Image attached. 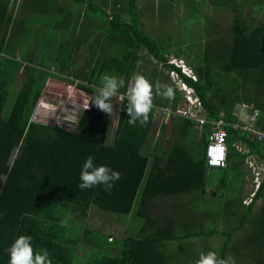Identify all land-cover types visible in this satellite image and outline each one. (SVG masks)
<instances>
[{"label":"trees","instance_id":"obj_1","mask_svg":"<svg viewBox=\"0 0 264 264\" xmlns=\"http://www.w3.org/2000/svg\"><path fill=\"white\" fill-rule=\"evenodd\" d=\"M211 1L232 10L230 34L198 50L202 34L193 40L188 29L182 41L173 42L171 31L150 36L138 0H22L20 8L18 0H0V264H9L7 249L20 235L30 236L35 250L46 249L52 264H73L81 253L89 254L84 264H195L201 252L214 250L193 241L214 237L219 258L264 264V141L233 128L243 109L248 118L257 112L255 126L264 130V0ZM147 6L153 5L147 0ZM169 57L183 60L196 79ZM171 70L194 90L208 120H224L225 168L207 165L208 126L198 130L185 118H170L163 149L147 148L155 119L158 130L167 127L156 108L175 110L184 102ZM137 73L174 90L170 100L154 90L146 126L130 124L126 111L127 86ZM63 75L88 96L89 108L79 109L71 129L33 121L48 81ZM105 75L124 81L111 100L118 107L111 140L109 114L91 103ZM89 155L120 172L110 191L78 187ZM249 155L263 166V177L244 205ZM208 187L213 194L204 192ZM189 198L191 209L207 208L202 219L185 217ZM157 200L173 201L179 217L154 212ZM134 205L141 227L127 237L115 241L87 226L92 207L122 215Z\"/></svg>","mask_w":264,"mask_h":264},{"label":"rangeland","instance_id":"obj_2","mask_svg":"<svg viewBox=\"0 0 264 264\" xmlns=\"http://www.w3.org/2000/svg\"><path fill=\"white\" fill-rule=\"evenodd\" d=\"M195 1H197V3ZM21 2L22 0H18L17 8H20ZM148 4L153 6L149 8L147 6V0H138V5L143 14V22L148 30V32H146L154 38L165 36L166 33L169 34L171 31L175 33L172 40L173 42L178 40L182 41L184 40L186 30L188 29L190 31V37H192L193 40H199L201 38L200 33L202 34L201 46H194L195 49L199 47L198 50H201V48L206 45L211 46L214 43V40L221 37H228L230 34L232 10L222 5V1H215L212 4L211 0H204L203 5L202 0H148ZM197 10L200 11V15L196 13ZM194 42L196 43V41H193L192 43ZM179 61L189 69L183 60L175 59L173 57H169L168 63L180 65ZM151 62H153V60H151ZM168 78L172 82L173 78L175 79L174 75L171 76L170 72L168 73ZM87 101L88 96L80 91L73 83L69 82L65 75H63V78L61 79H50L44 88L41 100L34 111L32 120L51 124L56 127L71 129L77 118L79 109L84 108ZM117 108V99L114 98L112 103V113L109 114L108 117L109 140L112 139L117 126ZM156 123L158 125V119H155L153 125V137L146 145L151 152L155 144L159 146V149L167 144L170 130V127H168L162 131L163 133L157 132ZM156 159L157 157L155 156V160ZM250 171L252 181L249 182L250 176L249 178L246 177V184L244 185L242 193L244 196L242 203L244 205L245 200H247L255 191V185H251V183H255L257 170L253 167ZM204 192L213 194L214 188L208 187ZM183 202L185 205L184 209L191 210L187 211V216H185L188 220L193 221V218L202 219V216L206 215L208 212L207 208H202L200 210L191 209L190 205L193 203V199L191 198L187 200L183 199ZM173 204V201L157 200L154 204V212L173 216L175 215L171 211ZM259 205L260 201H257L256 209ZM137 209V206L134 205L130 214L117 215L92 207L87 218V226L93 230L100 231L102 235L112 237L115 241H118L121 238L130 235L128 234L129 229H133L136 232L140 229L141 222L138 221V219H135L134 216ZM222 212L223 211L221 210V213ZM175 217L178 218L179 215H175ZM218 227L224 229L221 224H219ZM240 235L241 232H238L233 240L236 241ZM193 243L194 247L197 249L204 248L208 245L212 247L214 251H217L220 240L218 237H214L210 240H194ZM88 256L89 254L86 255L85 253H81V255L75 257L73 264H84V262L89 259Z\"/></svg>","mask_w":264,"mask_h":264},{"label":"clouds","instance_id":"obj_3","mask_svg":"<svg viewBox=\"0 0 264 264\" xmlns=\"http://www.w3.org/2000/svg\"><path fill=\"white\" fill-rule=\"evenodd\" d=\"M124 86V81L112 75H105L102 78V86L96 90L92 99L99 110L111 114V100L117 95L119 89ZM155 95H160L165 99L174 97V90L167 84H161L159 81L153 83L143 74H134L127 86V105L126 111L128 122L132 125L139 123L146 126L149 122V116L153 109ZM94 157L89 155L82 165L80 181L78 187L81 190L89 189L94 186H103L106 191H110L114 183L121 177L119 171L111 169L106 165H96ZM32 238L26 235H20L7 249L9 253V264H52L49 252L46 249L35 250L32 245ZM195 264H235V261L228 257L219 258L215 251L201 252Z\"/></svg>","mask_w":264,"mask_h":264},{"label":"built area","instance_id":"obj_4","mask_svg":"<svg viewBox=\"0 0 264 264\" xmlns=\"http://www.w3.org/2000/svg\"><path fill=\"white\" fill-rule=\"evenodd\" d=\"M180 65L173 64L176 68L180 69V72L195 80V76L181 61H179ZM171 76L174 75L173 83H175V87L182 93L184 102L181 106L177 107L175 110L172 108H156L155 114L160 118L163 124H169L170 118L172 116H177L181 118H185L193 121L196 124V127L202 129L205 125L208 126V136H207V144L205 146V159L207 165L210 168H225L227 166V131L224 128L225 122L222 118H218L215 120H208L205 116L202 105L195 95V92L192 88L187 86L179 77L178 72L175 70L170 71ZM85 109H88V102L84 105ZM242 115V123H236L233 125L234 129L247 132L249 138L257 139L258 141H264V130L255 126L254 118H256L257 112L248 118L243 109H240ZM239 151L243 153H247L246 150L241 147H236ZM248 167L255 168V183L254 190L256 191L260 185V182L263 177V166L256 165L252 163L248 157L247 159ZM255 173V172H254ZM254 191V192H255ZM254 192L250 195V197L245 200V204H249L251 202V198L253 197Z\"/></svg>","mask_w":264,"mask_h":264},{"label":"crops","instance_id":"obj_5","mask_svg":"<svg viewBox=\"0 0 264 264\" xmlns=\"http://www.w3.org/2000/svg\"><path fill=\"white\" fill-rule=\"evenodd\" d=\"M170 124V123H169ZM169 124H167L166 126V128H168V127H170L169 126ZM198 130H201V129H199L198 127H196ZM157 132H160V133H162V131L161 130H158V126H157ZM201 132V131H200ZM159 134V133H158ZM157 134V135H158ZM249 137V136H248ZM167 144H165L164 146H162V148H160V149H163L165 146H166ZM237 147V146H236ZM239 147H241L242 149H244V150H246L244 147H242V146H239ZM152 149H154V147L152 148ZM159 149V148H158ZM156 150H154V152H155ZM247 151V150H246ZM249 159H250V161L252 162V163H255L256 165H261L260 163H259V161H258V159H257V157H255L254 155H249ZM248 165V164H247ZM250 169V168H249ZM251 175V174H250ZM253 183V182H252ZM254 184V183H253Z\"/></svg>","mask_w":264,"mask_h":264}]
</instances>
